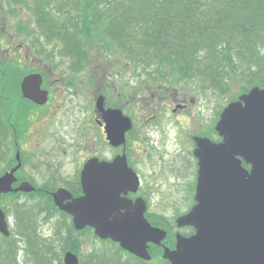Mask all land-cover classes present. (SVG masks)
<instances>
[{"label":"rangeland","instance_id":"rangeland-1","mask_svg":"<svg viewBox=\"0 0 264 264\" xmlns=\"http://www.w3.org/2000/svg\"><path fill=\"white\" fill-rule=\"evenodd\" d=\"M34 1L26 0L27 7L18 0H0V11L4 9L7 12L9 29L19 32L20 29H24L25 22H28L32 24L34 32L38 31L37 12L32 10ZM56 2L57 0L52 1L53 12ZM64 14L56 17L57 20H62ZM77 23L81 28L83 24L85 26L83 29L91 28L85 21L82 22V18ZM90 30L92 32L89 39L83 30L89 41L86 42L87 48L84 51L87 60L81 66L79 87L64 85L59 107L56 105L33 112L29 125L31 130L27 129L26 140L23 142L25 150L22 151V159L26 166L23 172L28 177L33 174L32 180L35 185L50 190L66 186L73 188L75 194L80 193L79 188L76 190L78 181L76 178L80 165L89 158V155L110 159L121 152V148H115L107 142L105 133L98 129L95 122V95L103 93L107 95L108 104L120 106L133 119V130L128 135L127 154L135 169L141 174L143 184L142 193L139 194L148 203V216L162 215L167 218L171 227L170 235L174 240L176 231L190 234L192 229L177 227L175 219L195 203V173L191 171L192 169L196 171L192 155L195 142L191 135L210 132V135L215 137L217 131L214 126L220 112L231 101V96L238 97L245 92L243 88L248 85V81L242 80L240 74L228 78L229 89L223 95L218 94L215 89L201 94L191 93L190 83L159 86L158 83L153 84L148 79L145 80L144 76L147 74L143 73L144 71H135L124 57L119 56V60L115 54L124 56L122 52L117 50L118 53L115 51L107 56L104 43L100 40L101 33L97 35L95 27ZM41 40L49 49L48 53L59 52L63 55L60 52L63 45L59 39L51 40L44 36ZM25 41V37L17 35L16 43ZM33 47L37 46L33 44ZM47 60L50 62L48 58ZM59 60H66V57L65 59L60 57ZM34 67H27L21 63L16 76L12 74L8 76V80L14 81L18 74L30 72ZM61 70L66 73L65 69ZM244 72H247V69L244 68ZM78 76L75 77L76 80ZM177 92L180 98L186 97L189 107L174 112V108L177 107L174 100ZM157 118L165 120L160 121L161 124L157 126L155 124ZM177 118L181 119L182 126ZM4 141L11 143L9 137H5ZM12 149L4 151L0 146V174L9 166L10 161L15 162L16 151L13 146ZM15 200L19 203L34 204L32 208L34 217L36 216L39 221L40 233L44 234L45 238H55L58 245L61 244L62 238L61 241L65 244L75 246L77 251L75 252L82 264H90L93 261L90 259L95 260L100 252H104L109 260L119 257L120 246L111 240L100 239L91 228L77 230L73 225L76 231L69 234L68 226L73 223L71 216H65L59 211L50 212L51 207L43 202V198L31 196L30 193H18L15 199L9 197L1 199L4 210L9 213L8 222L11 228L18 227L17 218L10 210ZM57 232L61 236L60 240L58 236L56 237ZM71 236L73 241L69 243L67 239ZM22 244L20 246L23 248ZM22 248L18 253L20 263H23L25 258ZM64 253L61 258L63 263ZM119 254L123 260L129 259V252L123 250L119 251ZM152 254H155L153 261L156 264L164 263L161 252H158L159 255L155 252Z\"/></svg>","mask_w":264,"mask_h":264},{"label":"water","instance_id":"water-1","mask_svg":"<svg viewBox=\"0 0 264 264\" xmlns=\"http://www.w3.org/2000/svg\"><path fill=\"white\" fill-rule=\"evenodd\" d=\"M40 74L27 75L24 95L43 104ZM100 95L96 108L102 112L107 139L115 147L126 144L133 127L131 117L120 108H106ZM216 130L222 141L196 136L195 155L199 162L195 204L176 219L178 227L192 226L189 236L176 233L174 248L166 245L167 230L153 225L146 216L147 202L135 200L129 192L140 186L138 174L128 165L126 153L112 161L92 157L81 174L83 194L60 187L52 192L55 205L73 217L77 230L89 226L101 239H111L143 260H151V244L163 248L162 257L171 264H264V88L252 87L223 109ZM18 164L0 175L2 193L36 188L23 181L17 187ZM243 162L250 165L249 168ZM0 232L10 235L4 209L0 205ZM65 264H79L76 253L64 254Z\"/></svg>","mask_w":264,"mask_h":264},{"label":"trees","instance_id":"trees-1","mask_svg":"<svg viewBox=\"0 0 264 264\" xmlns=\"http://www.w3.org/2000/svg\"><path fill=\"white\" fill-rule=\"evenodd\" d=\"M52 1H34L32 10L38 16L34 41L40 48L45 47L41 43L44 36L70 43V48H78L77 56L72 57L77 58L80 66L87 60L86 42L92 32L90 29L95 27L96 34L102 35L100 40L107 56L117 50L122 52L124 56L115 54L117 58L124 57L135 71H144L147 74L144 79L153 84L190 83L191 93L215 89L223 95L229 89L228 78L240 74L242 80L248 81L243 91L255 85L264 87V0H70L77 1V6L69 9L57 6L58 12L52 11ZM18 2L27 6L26 0ZM74 10H78L82 22L91 27L83 29V24L82 28L79 26V42L73 41V30L68 32L71 39L66 32V23L72 27L73 22L56 18L62 13L72 16ZM230 98L233 100L237 96ZM30 195L43 198V202L51 207L50 212L59 211L70 216L58 209L50 193L37 191ZM17 196L11 193L9 198ZM33 205L17 200L12 203L10 210L17 218L18 227L11 228L9 236L0 233V264H64L62 254L68 250L76 251L75 246L61 241L58 232L59 245L55 238H45L40 233ZM6 213L9 214L7 210ZM148 218L169 230L165 243L173 247L175 240L170 235L167 218L162 215ZM68 228L69 234L76 231L72 222ZM72 241V236L67 239L69 243ZM21 248L25 253L23 263L18 260ZM118 249V258L109 260L104 252H100L95 260L90 259L93 260L90 264H156L133 254L125 261L119 254L123 250ZM151 251L157 255L162 253V249L154 245ZM162 261L171 264L163 258Z\"/></svg>","mask_w":264,"mask_h":264},{"label":"flooded vegetation","instance_id":"flooded-vegetation-1","mask_svg":"<svg viewBox=\"0 0 264 264\" xmlns=\"http://www.w3.org/2000/svg\"><path fill=\"white\" fill-rule=\"evenodd\" d=\"M5 1V0H4ZM64 6V7H75L77 6V1L73 2L70 0H57L56 6H55V11L57 10V6ZM68 8V9H69ZM13 12V11H11ZM58 12V10H57ZM0 146L3 147V150L6 151L8 150H13L15 149L16 153L19 152L21 159H22V151H24L23 147V142L26 140V133L27 129H30L29 125L32 122V117H33V112L34 111H43V109H46L47 107H54L57 105L59 107V104L61 103V97H63L64 94V85L69 86V87H79V78H80V70L82 69L80 64L77 62V58L72 57L73 55L77 56V51L78 48H70L68 42H65L62 39H59V41L63 45V49L60 50V52L63 53L60 54L59 52L51 54L47 46L44 48H40L37 46V42L34 41L33 38V27L32 24L25 22L24 29H20L19 32L17 31H12L11 29L8 28L7 26V12L2 9L0 11ZM63 20L66 22L70 21L73 22V26L69 25L66 23V32H70V30H73V41L74 42H79V25L77 22L80 21V14L78 10H74L72 12V16L70 15H65ZM12 23L11 20H8ZM61 26H65V24L62 23L61 21ZM17 35H22L25 37L26 41L24 43L19 42L16 43V37ZM68 37L71 39L70 34L68 33ZM67 39V38H66ZM33 44L37 47H33ZM38 55V56H37ZM42 56V57H41ZM44 56V58H43ZM41 57V58H40ZM64 58L66 57V60H59V58ZM47 58L50 60V62L47 60ZM40 60V61H39ZM57 61L59 63H57ZM62 61V62H61ZM21 63L25 64L27 67H33L35 66L30 72H26L25 74H18V77L13 80H8V76L14 74L16 76L17 70L21 68ZM45 63V64H44ZM61 69H65L66 73H63ZM40 74L42 78V83H41V90L46 91L47 94V99L46 102L43 104H40L36 101H34L31 98H28L24 95L22 91V82L24 78L27 75L30 74ZM78 76V79L76 80L75 77ZM160 86V85H159ZM103 95L105 97L104 105L106 108L112 107V108H120V106H113L111 104H108L107 101V95L100 93L98 95H95V108H94V113H95V122L99 130H102L103 133H105V137L107 142V134L105 130V121L102 116V112L97 110L96 108V100L97 98ZM175 102H177V107L174 108V112H177L179 109H187L189 107L186 97L183 99L180 98L179 93L174 97ZM123 110V109H122ZM124 112V111H123ZM125 113V112H124ZM128 115L127 113H125ZM130 116V115H128ZM157 116V115H156ZM131 117V116H130ZM132 118V117H131ZM158 121L155 122L157 126L161 124L165 119L161 120L160 118H157ZM133 120V119H132ZM147 120V119H146ZM177 120L180 122V125L182 126V121L181 119L177 118ZM161 121V122H160ZM150 126V124L148 125ZM165 126L166 123H165ZM147 127V126H144ZM216 130V125L214 126ZM185 129V128H183ZM31 130V129H30ZM133 130V129H132ZM131 130V131H132ZM127 132V137H126V144L121 145L115 148H121V152L115 154L113 157L110 159H103L102 160H108L111 161L117 156L118 154H123L126 153L127 159H128V165L131 167L139 176L140 178V186L138 188L137 192H129L128 197L135 200L137 197H142L139 193L141 192V186L143 184V180L141 177V174L139 171L135 169L133 166L131 160L128 157L127 154V141H128V135L131 132ZM217 131V130H216ZM210 132H199L196 134L191 135L192 139L195 142V137L196 136H201V137H208L212 141H221L222 137L218 134H215V137L210 135ZM9 137L11 143L5 142L4 138ZM110 144V142H109ZM112 146V144H110ZM114 147V146H113ZM197 147V144L195 142V146L192 149V155L194 157V166L196 168L195 170H191L192 172L195 173V191H196V184H197V177H198V170H199V160L197 156L195 155V149ZM15 153V156H16ZM92 157H98V156H92ZM89 155V158H87L82 165H80V169L78 171V178H76L77 185H76V190L79 188L80 193L75 194L71 188H68L72 191L74 196H78L82 194V186H81V174L82 170L84 168L85 163L87 162L88 159L92 158ZM190 158V154H189ZM15 159V158H14ZM15 165H17V161L15 162L12 160L9 163V166L5 169L3 173L6 171L11 170ZM247 166V165H246ZM25 163L23 159L21 160V166L18 168V170L15 172V176L17 178V181L14 182L13 187H17L22 181H28L31 182L33 185H35L34 181L32 180L33 174H30V177L26 176V173L24 174L23 170L25 168ZM249 167V166H247ZM2 173V174H3ZM0 174V175H2ZM37 190L34 192H48L51 194L52 191L38 185H35ZM61 187V186H59ZM65 187V186H64ZM58 188V187H57ZM11 193H16V194H24L25 192H9L7 194H3L2 198L9 197ZM136 195V196H134ZM145 199V198H144ZM146 200V199H145ZM147 210H148V203H147ZM147 212V211H146ZM92 229V228H91ZM93 230V229H92Z\"/></svg>","mask_w":264,"mask_h":264}]
</instances>
